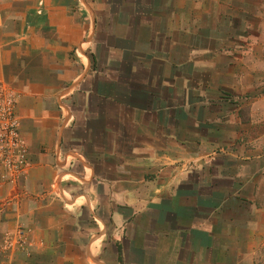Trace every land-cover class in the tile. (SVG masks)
<instances>
[{
	"label": "crops",
	"instance_id": "0c3cea01",
	"mask_svg": "<svg viewBox=\"0 0 264 264\" xmlns=\"http://www.w3.org/2000/svg\"><path fill=\"white\" fill-rule=\"evenodd\" d=\"M0 84L26 163L0 264H236L260 161L227 134L264 104V0H0Z\"/></svg>",
	"mask_w": 264,
	"mask_h": 264
},
{
	"label": "rangeland",
	"instance_id": "374dc122",
	"mask_svg": "<svg viewBox=\"0 0 264 264\" xmlns=\"http://www.w3.org/2000/svg\"><path fill=\"white\" fill-rule=\"evenodd\" d=\"M256 26L255 23H253ZM247 33V32H245ZM10 88L0 84V181L9 183L20 177L25 168L20 163H15V159H19V154L13 150H9L7 147V130L10 127V110L8 103V96L10 94ZM227 105H234L233 102ZM244 103L242 106V123L244 125L241 135L227 134V139H236V142L244 145L242 153L244 156L241 159H246L245 155H253L251 160L259 159L260 171L255 177H259V189L258 197L256 199L257 209L260 210L259 214H254L253 220L256 219V223L251 224L250 231L245 235L244 246L240 248H232L231 252H234L232 257L235 258L236 264H264V167H262V160H264V104L259 105V117L256 125L250 127V120L248 119L247 106ZM263 108V109H262ZM230 131V128L227 130ZM216 136V135H213ZM252 144L258 148L255 151L250 150L249 146ZM253 148V147H252ZM245 187V182L243 183ZM258 216V217H257ZM234 250V251H233Z\"/></svg>",
	"mask_w": 264,
	"mask_h": 264
},
{
	"label": "built area",
	"instance_id": "2783aa9c",
	"mask_svg": "<svg viewBox=\"0 0 264 264\" xmlns=\"http://www.w3.org/2000/svg\"><path fill=\"white\" fill-rule=\"evenodd\" d=\"M8 103L10 105L9 110L11 111L9 114L10 117V127L8 128L6 134H7V147L9 150L11 151H15L16 152V156H17V152L19 154V159H15V163H20L22 165V167L25 168L26 170V163L25 161H23V156L21 154L20 150L21 149V144H20V138H19V131H18V127H19V121L17 118V113H16V107H17V98L16 95L14 94V92L12 90H10V94L8 96ZM2 134L0 133V136ZM25 172V171H24ZM20 235H24L23 232L20 233ZM13 245L12 240H11V236L8 238V240L6 241V247L7 248H11Z\"/></svg>",
	"mask_w": 264,
	"mask_h": 264
}]
</instances>
